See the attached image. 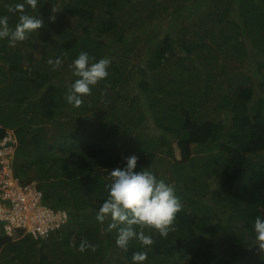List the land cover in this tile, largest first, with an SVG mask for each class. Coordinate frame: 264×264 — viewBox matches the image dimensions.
Instances as JSON below:
<instances>
[{
  "label": "trees",
  "instance_id": "obj_1",
  "mask_svg": "<svg viewBox=\"0 0 264 264\" xmlns=\"http://www.w3.org/2000/svg\"><path fill=\"white\" fill-rule=\"evenodd\" d=\"M20 3L43 26L15 46L0 39V139L14 131L15 175L70 219L43 239L0 227V264H133L139 251L145 264H264L253 229L264 216V0H0L11 28ZM161 19L187 24L161 40ZM81 52L111 64L74 107ZM131 155L174 185L182 210L167 237L146 229L155 243L125 252L99 209Z\"/></svg>",
  "mask_w": 264,
  "mask_h": 264
},
{
  "label": "clouds",
  "instance_id": "obj_2",
  "mask_svg": "<svg viewBox=\"0 0 264 264\" xmlns=\"http://www.w3.org/2000/svg\"><path fill=\"white\" fill-rule=\"evenodd\" d=\"M26 2L33 10L37 8L38 0ZM9 11L19 13V19L11 28L8 17L0 16V39L7 38L11 46L26 41L29 35L43 26L42 20L27 13L22 3L10 7ZM93 61L95 58L90 57L88 52L79 53L72 61L73 76L77 79L71 84L65 99L74 107H79L83 103L82 98L90 95L92 88L109 75L110 59ZM49 63L53 64V61ZM60 64L61 60L57 59L53 66L59 67ZM138 159L136 155L124 157V166L110 172L111 182L106 185L108 198L99 209L101 219L110 216L112 223L108 230H116V245L125 252L133 241L139 242L142 248H149L155 243L153 236L146 234V229L154 230L161 238L167 237L177 214L182 210L174 185L146 168L136 171ZM253 229L256 239L264 241V216L255 218ZM90 247L95 250L87 241H82L79 251L84 252ZM147 259L146 251L132 255L133 264H145Z\"/></svg>",
  "mask_w": 264,
  "mask_h": 264
},
{
  "label": "built area",
  "instance_id": "obj_3",
  "mask_svg": "<svg viewBox=\"0 0 264 264\" xmlns=\"http://www.w3.org/2000/svg\"><path fill=\"white\" fill-rule=\"evenodd\" d=\"M17 146L13 131L0 139V223L10 238L22 230L43 239L67 226L70 216L46 205L36 182L24 183L15 175Z\"/></svg>",
  "mask_w": 264,
  "mask_h": 264
},
{
  "label": "rangeland",
  "instance_id": "obj_4",
  "mask_svg": "<svg viewBox=\"0 0 264 264\" xmlns=\"http://www.w3.org/2000/svg\"><path fill=\"white\" fill-rule=\"evenodd\" d=\"M182 3V2H181ZM185 18H188V17H185ZM162 21V19L159 21V24H155L154 26H153V28H155V29H157V31L158 32H162V34H161V37H160V39L162 40V39H164L166 36H168V35H170L172 32H176V30H182V28H183V26H186V22H185V19H182V20H180L179 21V23L176 21V23L175 24H177V29H176V27L175 28H173V27H170L171 25L170 24H168V22L166 21V22H164V23H160ZM177 34H179L178 32H176ZM159 41V40H158ZM263 60V59H262ZM118 64H120V65H122V63H118ZM128 69H133L132 68V64H128ZM226 121H228V118H226ZM175 148H177V146L175 145ZM176 155H177V157H178V159H181V155H180V151L177 149L176 150ZM190 168V167H189ZM0 227H2V223H0ZM44 252H46V253H48V251L47 250H44ZM51 254V256H52V260H54V259H56V256H54L53 254H52V252L50 253Z\"/></svg>",
  "mask_w": 264,
  "mask_h": 264
}]
</instances>
